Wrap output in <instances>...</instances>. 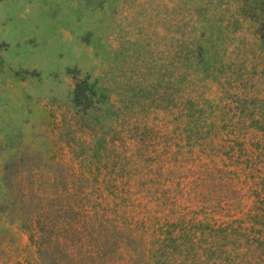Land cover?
Segmentation results:
<instances>
[{
	"label": "rangeland",
	"instance_id": "1",
	"mask_svg": "<svg viewBox=\"0 0 264 264\" xmlns=\"http://www.w3.org/2000/svg\"><path fill=\"white\" fill-rule=\"evenodd\" d=\"M202 1L0 0V264H100L95 249L113 221L101 187L134 189L119 200L134 218L222 222L248 208L247 181L218 145L223 119L251 109L264 118V46L242 20L214 27L203 53L190 54L173 9ZM228 2L226 17L236 14ZM186 120L222 126L190 148L177 127Z\"/></svg>",
	"mask_w": 264,
	"mask_h": 264
},
{
	"label": "trees",
	"instance_id": "2",
	"mask_svg": "<svg viewBox=\"0 0 264 264\" xmlns=\"http://www.w3.org/2000/svg\"><path fill=\"white\" fill-rule=\"evenodd\" d=\"M222 1L203 0L192 2L186 9L183 5H179V11L175 10L176 7L173 9L175 13H179L177 25L180 27L178 38L180 45L188 49L190 54L203 53L202 41L212 40L214 27L220 31L223 27L242 20L254 25L253 33L260 45L264 46V0H229L231 2L228 3H235L236 14L233 11L227 17L223 10L228 11V8L222 6ZM212 3L216 8L209 12L208 8ZM222 13L224 24L221 21L217 22L218 19L222 20ZM189 23L192 25V34L186 31L185 26ZM198 25L202 28L196 30ZM204 25L211 27L207 36H204ZM236 29L238 28L233 26L232 31ZM79 89L77 81L73 91L77 101L78 97L80 99ZM232 100L238 101V98ZM237 113L244 114L242 110ZM247 115H249L247 120L223 119V144L218 145L223 148V161L231 165L232 170L243 174L245 184L247 181L248 194L251 197L247 209L238 214L223 216L222 222H216L206 216L181 214L134 218L125 208L127 203H119L120 199L130 197L128 194H132L134 189L117 185L98 188L99 199L105 200L107 197L110 199V216L113 221L111 240L105 238L98 242L95 263L121 264L119 261H122L120 259L125 252L128 255L126 264H264V118H254L255 111L252 109ZM261 115L264 116V113ZM220 123L209 120L206 124H198L186 120L177 127L183 139L187 141L190 139V148L196 145L202 148L206 142L212 143L217 138L212 135L216 128L222 126ZM131 141L137 148L140 139L134 135ZM213 146L217 144L214 143ZM125 177L134 176L128 173ZM56 196L61 197L63 194L59 191ZM77 208L72 200L66 201V211L74 210L76 213L74 218L82 222L77 216L80 213ZM84 212L88 213V210ZM71 214L67 216L71 217ZM127 215L130 218H127ZM34 219L36 227L33 229H37L40 227L38 212L34 213ZM99 222L103 226L101 218ZM74 235L76 232L73 227L69 230L68 236L73 248L76 241L79 243L82 241V238L77 240ZM84 239L86 240L85 236ZM106 246H111V249H105ZM115 255L118 258H115Z\"/></svg>",
	"mask_w": 264,
	"mask_h": 264
}]
</instances>
